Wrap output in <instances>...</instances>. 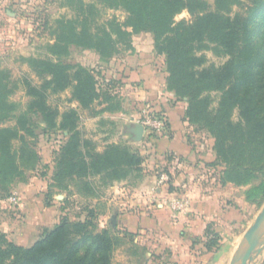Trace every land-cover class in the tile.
Segmentation results:
<instances>
[{"label":"trees","instance_id":"1","mask_svg":"<svg viewBox=\"0 0 264 264\" xmlns=\"http://www.w3.org/2000/svg\"><path fill=\"white\" fill-rule=\"evenodd\" d=\"M99 1L104 7L125 11L126 20H111L93 32L90 25L97 7L81 2L75 20L57 21L56 40L48 46L57 60L26 59L43 80L41 86L26 83L30 96L26 112L15 114L16 105L8 100L13 92L0 77V126L16 119L15 127H0V184L25 181L18 158L33 166L38 161L25 139L32 134L30 114H40L50 129L69 134L58 158L56 179L61 189H66L65 179H75L92 192L91 178L100 177L107 185L140 171L143 159L138 152L110 145L98 153L82 139L78 111L70 109L60 115L48 106L47 97L48 92L58 94L72 88V100L82 109L91 108L102 98L96 76L82 65L64 64L60 59L75 46L94 51L107 62L120 54V46L131 50L133 37L143 33L153 36L154 51L165 57L166 89L186 102L184 120L211 136L215 157L205 163L217 169L215 181L220 187L249 186L264 175V0H249L243 13L232 10L241 5L239 0H216L214 11L204 0ZM184 11L192 20L177 23L176 16ZM207 50L228 61L220 67H205L207 58L202 52ZM214 95H218L216 107ZM236 111L238 121L234 120ZM157 138L163 137L148 134L149 140ZM14 140L22 143L18 152L13 149ZM257 194L264 197V182L247 193L248 199ZM166 211L170 222L177 221L174 215L179 219L180 214ZM203 235L213 236L208 248L222 239L212 222ZM115 246L108 230L95 232L90 221L74 223L63 218L31 247L9 243L0 231V264H112Z\"/></svg>","mask_w":264,"mask_h":264},{"label":"rangeland","instance_id":"2","mask_svg":"<svg viewBox=\"0 0 264 264\" xmlns=\"http://www.w3.org/2000/svg\"><path fill=\"white\" fill-rule=\"evenodd\" d=\"M9 1L2 9L4 15L0 26V77L4 78L7 89L13 92L8 100L16 105V115L26 112L30 102L26 83L30 82L36 86L43 84V80L34 73L26 59L57 60L48 49L56 40L57 21L75 20L79 16L81 2L97 7L95 22L90 25L93 32L107 27L111 20L123 23L127 18L125 11L104 7L99 0ZM204 1L208 3L211 11L215 10L216 0ZM239 1L241 5L233 6V13H243L250 3L249 0ZM7 11L11 15H7ZM9 16L11 19H8ZM191 20L192 17L187 11L175 18L177 23ZM127 51L120 46L119 55ZM202 54L207 58L205 67L211 65L220 67L228 61V57L218 56L213 50L204 51ZM161 57L165 60L164 56ZM117 58L118 55L104 62L94 51L71 46L69 55L62 57L60 61L69 65H82L91 70L96 76L102 98L91 108L82 109L72 100V88H68L58 94L48 92L47 104L58 110L60 115L70 109L77 110L80 118L78 129L82 139L89 141L98 153L104 152L110 145H119L138 152L143 159L142 165H147L145 156L140 152L148 147L143 146L134 137L124 138L123 120L118 118V114L105 113L109 112V109L118 110V85L113 78L118 74L115 61ZM214 97L216 107L218 95ZM157 115L164 116L161 111L157 112ZM29 117L32 134H26L25 139L29 149L37 154L38 161L33 166L28 164V161L18 158L17 162L25 172V181H17L12 185L0 184V231L9 243L31 247L46 230L67 218L74 223L90 221L95 232L108 230L111 233L116 243L112 264H230L244 233L264 208V197L257 194L255 198L248 199L247 195L251 189L264 182V175L258 176L249 186L236 187L228 184L220 187L215 181L217 169L209 168L205 162L199 163L193 171L191 166L185 165L173 176L180 186L177 188L173 186V177L168 181L172 182L170 187V191L172 189L174 193L172 198L179 199L180 202L190 201V208L179 215L189 222H182L181 230L175 238L168 237L160 231L138 237L137 234L123 231L122 227L118 226L119 216L122 215L119 208L125 212V209L128 210L130 207H127L129 204H121L130 197L123 193L125 198L122 199L118 193V182L106 185L100 177L91 178L89 181L94 185L93 193L84 189L81 182L75 179L64 180L62 185L66 187L65 190L58 186L59 182L56 179L58 158L69 134L50 129L40 114H30ZM140 117L141 115L135 122ZM238 119L236 111L234 120ZM15 126L16 119H12L0 127ZM193 129L198 141H204V153H211V136L196 126H193ZM21 145V141H13L15 151L18 152ZM145 169L149 170V166H145ZM164 172L167 171L159 169L157 176L160 178ZM134 173L130 177H133ZM14 194L18 196L16 202L12 203L9 199ZM202 199L210 201L205 204L204 209L207 211L203 212L204 215L201 217L194 212L196 210L194 206L195 202ZM162 200L164 199L159 202L163 203ZM159 202L154 201L147 208H153L151 210L153 211ZM168 206H164L166 210ZM177 221L181 222L179 219ZM211 222L222 239L219 245L208 248L206 245L211 243L213 236L204 237L203 234ZM257 264H264V253Z\"/></svg>","mask_w":264,"mask_h":264},{"label":"crops","instance_id":"3","mask_svg":"<svg viewBox=\"0 0 264 264\" xmlns=\"http://www.w3.org/2000/svg\"><path fill=\"white\" fill-rule=\"evenodd\" d=\"M9 2V0H0V26H2L1 20L4 15L2 9ZM7 15H11L9 11ZM8 19H11L10 16ZM115 61L118 74L113 78L118 85V110H109L105 113L118 114V118L123 120L124 138L136 139L135 120L140 116V109L144 104L151 105L156 112L161 111L170 127L167 137L149 140L148 134L144 136L141 143L148 148L144 151L140 150V153L145 156L147 165L143 164L142 169L134 173L133 177L118 183V193L121 194L122 199L125 198L124 194L130 197L128 201L121 202V204H129L127 207H130L128 210L124 208L125 212L119 208L122 215L119 216L118 226L122 227L123 231L137 234L138 237L145 236L149 232L160 231L168 237L175 238L181 230L182 222L189 221L179 217L181 222H170L171 217L163 205L167 199L173 197L172 189L170 191L172 182L174 187L180 186L178 181L174 180V173L185 165L191 166L193 171L199 163L213 161L215 155L212 149L211 153H204V141H198L193 126L184 120L186 102L178 101L172 93L167 91L165 60L154 52V40L151 34L135 36L132 49L118 55ZM211 147L212 139H210ZM177 161L181 163L177 164ZM145 166H149V170L145 169ZM161 168L167 171L161 175H167L169 181L173 177L172 182L168 181L163 186L158 184L159 176H157ZM162 198L163 203H160L159 200ZM157 200L159 203L153 211H151L153 208H147ZM209 201L202 199L195 202L194 212L202 217L203 212L207 211L204 206ZM56 216L55 214L54 218ZM173 217L178 220L175 215ZM189 230L192 231V229Z\"/></svg>","mask_w":264,"mask_h":264},{"label":"water","instance_id":"4","mask_svg":"<svg viewBox=\"0 0 264 264\" xmlns=\"http://www.w3.org/2000/svg\"><path fill=\"white\" fill-rule=\"evenodd\" d=\"M136 141L141 142L145 128L135 124ZM62 198V197H61ZM264 253V208L258 213L252 225L244 233L230 264H257Z\"/></svg>","mask_w":264,"mask_h":264},{"label":"built area","instance_id":"5","mask_svg":"<svg viewBox=\"0 0 264 264\" xmlns=\"http://www.w3.org/2000/svg\"><path fill=\"white\" fill-rule=\"evenodd\" d=\"M141 117L136 121L137 124L142 125L145 128V135L154 134L156 137H167L169 135V129L167 120L164 116H158L154 108L149 104H144L141 107L140 112ZM169 177L167 175H162L159 178L158 184L163 186L167 183ZM17 194H14L9 201L16 202ZM169 205L168 209L176 214H181L187 208H190L191 204L189 200L185 202H180L179 199L171 198L166 200L163 204ZM162 205V207H163Z\"/></svg>","mask_w":264,"mask_h":264},{"label":"bare ground","instance_id":"6","mask_svg":"<svg viewBox=\"0 0 264 264\" xmlns=\"http://www.w3.org/2000/svg\"><path fill=\"white\" fill-rule=\"evenodd\" d=\"M234 256V255H233ZM233 256H232V258H233Z\"/></svg>","mask_w":264,"mask_h":264}]
</instances>
